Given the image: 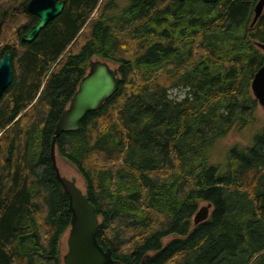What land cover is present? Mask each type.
<instances>
[{
	"label": "trees",
	"instance_id": "obj_1",
	"mask_svg": "<svg viewBox=\"0 0 264 264\" xmlns=\"http://www.w3.org/2000/svg\"><path fill=\"white\" fill-rule=\"evenodd\" d=\"M28 1L0 0L13 74L0 97V264H63L71 214L50 145L94 59L116 66L119 88L55 154L83 181L98 243L123 264H264L258 0H61L26 42ZM233 128L244 142L221 147ZM201 203L211 210L194 225Z\"/></svg>",
	"mask_w": 264,
	"mask_h": 264
},
{
	"label": "water",
	"instance_id": "obj_2",
	"mask_svg": "<svg viewBox=\"0 0 264 264\" xmlns=\"http://www.w3.org/2000/svg\"><path fill=\"white\" fill-rule=\"evenodd\" d=\"M183 1V0H180ZM214 3L217 0H203ZM64 8L59 0H29L27 10L39 19L30 30L22 35V41L30 42L39 32L57 17ZM264 11V0H258L253 9L252 25ZM264 57V43H257ZM13 79L11 52L7 50L0 57V97ZM120 74L116 67L101 59L89 62L88 71L83 76L69 104L60 114L54 128L50 145V157L56 179L68 198L70 227L67 236V252L63 255V264H123L112 256L110 248L104 249L97 240L99 218L96 208L88 200L85 192L77 185L76 178H67L61 174L56 162L55 144L61 133L79 130L86 115L98 110L119 88ZM250 89L258 105L264 109V59L255 72ZM211 204L200 206L193 217L194 225L205 221L209 216Z\"/></svg>",
	"mask_w": 264,
	"mask_h": 264
},
{
	"label": "rangeland",
	"instance_id": "obj_3",
	"mask_svg": "<svg viewBox=\"0 0 264 264\" xmlns=\"http://www.w3.org/2000/svg\"><path fill=\"white\" fill-rule=\"evenodd\" d=\"M126 3H127V0H118L117 1L119 8L124 7L126 5ZM93 16L96 17L97 13L96 12L93 13ZM110 65L112 67H116L112 63H110ZM176 93H178V91H176ZM256 116L259 120L257 126H264V109L262 107L258 106ZM234 142H239V143L244 142L243 136L240 133L236 132L235 128H233V130L230 131V133L227 135V137L222 139L220 143H221V147H225V146L233 144ZM58 168L61 171V174L63 176H65L67 178L75 177L77 185L84 191L83 181L81 180L79 175L72 168H70L64 162L63 163L61 162L59 164ZM203 205H206V204L201 203V206H203ZM210 210H211V208L209 209V213H210ZM67 236H68V230L63 234V236L61 238V242H60L62 257L67 252V243H66Z\"/></svg>",
	"mask_w": 264,
	"mask_h": 264
},
{
	"label": "bare ground",
	"instance_id": "obj_4",
	"mask_svg": "<svg viewBox=\"0 0 264 264\" xmlns=\"http://www.w3.org/2000/svg\"><path fill=\"white\" fill-rule=\"evenodd\" d=\"M59 1H61V0H59ZM63 2H64V1H63ZM26 7H27V5H26ZM38 19H39V18H38ZM37 21H38V20H37ZM36 23H37V22H36ZM36 23H35V24H36ZM29 30H30V29H29ZM29 30H28V31H29ZM28 31H27V32H28ZM27 32H26V33H27ZM23 35H24V34H23ZM21 37H22V36H21ZM21 40H22V39H21ZM5 52H6V51H5ZM54 128H55V127H54ZM53 133H54V132H53Z\"/></svg>",
	"mask_w": 264,
	"mask_h": 264
},
{
	"label": "flooded vegetation",
	"instance_id": "obj_5",
	"mask_svg": "<svg viewBox=\"0 0 264 264\" xmlns=\"http://www.w3.org/2000/svg\"><path fill=\"white\" fill-rule=\"evenodd\" d=\"M38 18V17H37ZM62 261H63V258H62Z\"/></svg>",
	"mask_w": 264,
	"mask_h": 264
}]
</instances>
